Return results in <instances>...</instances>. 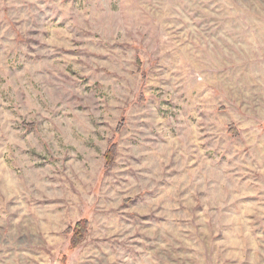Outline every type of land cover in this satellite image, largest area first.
I'll list each match as a JSON object with an SVG mask.
<instances>
[{"label": "rangeland", "instance_id": "obj_1", "mask_svg": "<svg viewBox=\"0 0 264 264\" xmlns=\"http://www.w3.org/2000/svg\"><path fill=\"white\" fill-rule=\"evenodd\" d=\"M0 264H264V0H0Z\"/></svg>", "mask_w": 264, "mask_h": 264}, {"label": "trees", "instance_id": "obj_2", "mask_svg": "<svg viewBox=\"0 0 264 264\" xmlns=\"http://www.w3.org/2000/svg\"><path fill=\"white\" fill-rule=\"evenodd\" d=\"M89 228V222L87 219L78 221L75 226L70 229V234L72 235L70 240V249H77L83 242L85 236L87 235Z\"/></svg>", "mask_w": 264, "mask_h": 264}]
</instances>
